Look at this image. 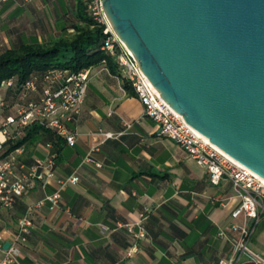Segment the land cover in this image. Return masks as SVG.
Returning a JSON list of instances; mask_svg holds the SVG:
<instances>
[{
    "label": "crops",
    "instance_id": "crops-1",
    "mask_svg": "<svg viewBox=\"0 0 264 264\" xmlns=\"http://www.w3.org/2000/svg\"><path fill=\"white\" fill-rule=\"evenodd\" d=\"M81 15L82 0H0V53L72 32ZM2 93L15 102L12 90ZM68 127L76 142L61 137L55 177L0 209L1 227L14 231L29 205L60 188L58 178L79 176L61 188L57 204L45 199L36 208L18 264H222L231 257L241 226L254 221L243 212L233 216L241 197L232 181L213 183L181 145L159 134L118 68L92 67L80 114ZM47 140L43 135L30 148L23 144L21 158L30 163L45 156ZM126 223L145 235L134 237ZM250 246L264 257V216Z\"/></svg>",
    "mask_w": 264,
    "mask_h": 264
},
{
    "label": "water",
    "instance_id": "water-1",
    "mask_svg": "<svg viewBox=\"0 0 264 264\" xmlns=\"http://www.w3.org/2000/svg\"><path fill=\"white\" fill-rule=\"evenodd\" d=\"M102 4L162 99L264 178V0Z\"/></svg>",
    "mask_w": 264,
    "mask_h": 264
},
{
    "label": "built area",
    "instance_id": "built-area-1",
    "mask_svg": "<svg viewBox=\"0 0 264 264\" xmlns=\"http://www.w3.org/2000/svg\"><path fill=\"white\" fill-rule=\"evenodd\" d=\"M26 2L31 0H25ZM103 0H86L89 15L104 25L105 37L101 48L115 61L119 73L129 84L144 105V114L159 126V134L175 140L196 162L205 167L213 183L222 179L232 181L241 197V203L233 211V216L243 212L254 221L244 224L240 234L233 239L230 258L221 260L222 264H264V257L250 246V238L260 218L264 216V178L250 167L229 156L207 137L189 124L184 116L162 99L158 89L141 69L136 57L125 42L114 31L102 4ZM91 66L74 71L67 67L52 66L43 72H33L22 82L16 76L4 79L0 85V109L5 111L0 118V209L10 208L16 199L28 193L36 183H45L54 178L57 170L58 152L54 142H45L48 153L36 157L28 163L21 154L24 145L12 150L9 148L23 139L30 125L38 123L65 139L69 145L76 142V134L69 129L68 122L80 114L91 74ZM10 89L15 94V102L10 104L2 90ZM126 128L131 126L125 123ZM123 131L119 132V134ZM105 138L113 137V132H103ZM86 160L93 162L88 155ZM95 162V161H94ZM97 166L102 163L96 161ZM60 188L45 199L57 204L61 188L67 183L79 180L76 173L57 179ZM45 199L29 205L19 216L14 231L1 227L0 217V264H18L23 245L27 242L34 227V212ZM134 237H142L145 231H135L132 223L123 224ZM5 242H9L7 247ZM136 247L133 246L134 250Z\"/></svg>",
    "mask_w": 264,
    "mask_h": 264
},
{
    "label": "trees",
    "instance_id": "trees-1",
    "mask_svg": "<svg viewBox=\"0 0 264 264\" xmlns=\"http://www.w3.org/2000/svg\"><path fill=\"white\" fill-rule=\"evenodd\" d=\"M86 0H82L81 23L74 24V31L67 30L48 42L23 43L18 47L0 53V85L9 77L16 76L24 81L33 72H43L52 66L67 67L77 71L84 67L106 64L112 71L117 65L102 48L105 37L104 25L97 23L88 13ZM126 86L129 84L126 83ZM43 135L53 140L55 150L60 152L59 141L53 131L34 123L29 126L26 136L12 145L9 150L24 144L30 148ZM57 156V158H58Z\"/></svg>",
    "mask_w": 264,
    "mask_h": 264
},
{
    "label": "bare ground",
    "instance_id": "bare-ground-1",
    "mask_svg": "<svg viewBox=\"0 0 264 264\" xmlns=\"http://www.w3.org/2000/svg\"><path fill=\"white\" fill-rule=\"evenodd\" d=\"M212 142V141H211ZM213 143V142H212ZM214 145H216L215 143H213ZM220 150H222L223 152H225L226 154H228L226 151H224L222 148H220L218 145H216ZM229 156H231L230 154H228ZM233 157V156H231Z\"/></svg>",
    "mask_w": 264,
    "mask_h": 264
},
{
    "label": "rangeland",
    "instance_id": "rangeland-1",
    "mask_svg": "<svg viewBox=\"0 0 264 264\" xmlns=\"http://www.w3.org/2000/svg\"><path fill=\"white\" fill-rule=\"evenodd\" d=\"M2 113H3V110L0 109V116L2 115Z\"/></svg>",
    "mask_w": 264,
    "mask_h": 264
}]
</instances>
